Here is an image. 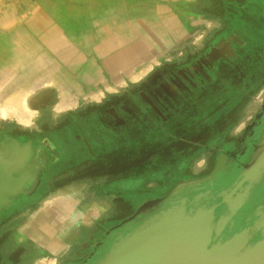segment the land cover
<instances>
[{
	"label": "crops",
	"instance_id": "obj_1",
	"mask_svg": "<svg viewBox=\"0 0 264 264\" xmlns=\"http://www.w3.org/2000/svg\"><path fill=\"white\" fill-rule=\"evenodd\" d=\"M201 1L38 0L25 22L0 31V130L45 126L141 84L202 48L235 10L247 24L258 18L264 25L257 4L264 0H206L198 11ZM32 157L29 145L11 153L9 172L20 185L0 182V192H9V199L0 194V264H95L97 241L112 224L102 220L111 198L105 203L85 183L65 182L35 206L10 210L25 195Z\"/></svg>",
	"mask_w": 264,
	"mask_h": 264
},
{
	"label": "flooded vegetation",
	"instance_id": "obj_2",
	"mask_svg": "<svg viewBox=\"0 0 264 264\" xmlns=\"http://www.w3.org/2000/svg\"><path fill=\"white\" fill-rule=\"evenodd\" d=\"M257 4L264 11V2ZM238 11H234L223 30L216 32L202 48L160 66L137 86L123 89L102 102L78 107L45 126L28 131L1 129L0 182L7 179L12 189L19 186V179L9 172L10 155L21 152L26 145L33 154V167L25 175V195L16 199L10 210L22 204L33 207L59 185L83 183L84 177L97 173L113 175L115 179L93 183L92 187L98 192L116 193L122 181L129 182V179L116 181L118 150L126 152L128 158L119 160L118 164L127 163L131 177L133 153L148 140L163 136L169 126L180 127L187 118L196 121L216 117L218 112L205 115L210 108L207 104L221 101L228 93L232 97L247 98L257 87H264V25L257 24L258 18H252L247 24L238 16ZM222 40H228L229 47L216 60L210 58L212 49ZM263 132L264 95L261 107L240 132L229 138L216 137L215 146L206 147L203 168L178 173L176 178H166L164 185L144 190L142 215L125 227L122 225L119 231L129 235L152 216L171 208H185L188 213L214 212L210 248L242 235L264 216V181L237 212H232L219 194L235 190L234 182L241 175L243 165L249 162L252 148ZM152 181L158 182V179ZM125 202L124 198L120 201L123 206ZM116 233L105 235L106 246L98 247L101 255L111 249L117 240ZM249 235L246 248L261 240V233L256 230Z\"/></svg>",
	"mask_w": 264,
	"mask_h": 264
},
{
	"label": "rangeland",
	"instance_id": "obj_3",
	"mask_svg": "<svg viewBox=\"0 0 264 264\" xmlns=\"http://www.w3.org/2000/svg\"><path fill=\"white\" fill-rule=\"evenodd\" d=\"M37 1L0 0V31L10 29L16 24L25 22ZM206 4L207 1L202 0L197 7L198 11H204ZM128 88H131V86L118 87L115 91H112L114 92L112 95L118 94L119 91ZM263 90L264 87H257L249 97L242 98L237 106L225 109L223 106L231 104L232 98H236L234 97L235 95L232 97V94L228 93L226 98L221 100L222 103L218 102V100L212 103L209 109L207 108V113L204 112L205 115H209L212 111L213 113L218 112L216 117L208 118L209 116H207L196 121L187 118V121L183 120V123L178 128L175 125L169 126L163 136L160 135L154 140H148L141 149L139 148L134 151L133 175L131 177L127 173L128 164L124 161L118 164L119 160L128 158L125 155L126 152L118 150V160H116L117 164L115 167V172L118 174L116 181L129 179V182L122 181L116 193L98 192L96 188L92 187L93 183L111 182L115 179L113 175L109 176L107 173H105L107 175L97 173L95 176L84 177L83 183L87 185V188L95 196L105 199L103 200L105 203H107L108 197L111 198L110 210L105 213V217L102 220L108 218L112 224L107 229L108 231L104 232L105 234L102 236V239L97 241L96 247L100 246L104 248L106 246L105 235L109 232H117L115 234L117 240L114 244L119 242V235L127 236L125 232L119 230H121L122 225L125 227V224L134 222L142 215L144 209L142 202L145 199L144 190L151 189L157 185H164L166 178H176L178 173L184 171H189L190 173L203 168L207 158L205 154L206 147H214L213 143L216 137L223 135V137L229 138L240 132L261 107L264 95ZM90 99H87L85 103L88 104ZM94 99L97 98L94 97ZM222 131L224 132L223 134ZM130 178L136 181L131 182ZM154 178H157L158 182H153L152 179ZM123 198L126 200L124 206L120 203ZM131 199H135V202H131ZM108 219L106 220L107 222H109ZM107 253L104 252L103 255Z\"/></svg>",
	"mask_w": 264,
	"mask_h": 264
},
{
	"label": "water",
	"instance_id": "obj_4",
	"mask_svg": "<svg viewBox=\"0 0 264 264\" xmlns=\"http://www.w3.org/2000/svg\"><path fill=\"white\" fill-rule=\"evenodd\" d=\"M227 47L228 40H222L209 57L216 60ZM263 181L264 132L234 182L235 190L230 194L227 191L220 193L219 197L232 212H237L252 199ZM0 194L9 199L6 187ZM213 220L212 211L188 213L185 208H171L148 218L132 234L119 235V242L113 244L96 264H264V216L242 235L210 248ZM255 230L261 233V240L246 248L249 234ZM243 249L245 252H241Z\"/></svg>",
	"mask_w": 264,
	"mask_h": 264
},
{
	"label": "trees",
	"instance_id": "obj_5",
	"mask_svg": "<svg viewBox=\"0 0 264 264\" xmlns=\"http://www.w3.org/2000/svg\"><path fill=\"white\" fill-rule=\"evenodd\" d=\"M204 1H206V0H204ZM234 97H236V98H232V102H230L231 104H226L225 106H223L225 109H228V107H231V106H237L240 102H241V100H242V97L240 96V95H235ZM216 102V101H215ZM214 102V103H215ZM218 102H221V101H218ZM217 102V103H218ZM222 103V102H221ZM221 103H219L220 104V106H222L221 105ZM208 106H211V105H208L207 104V107ZM216 106V105H215Z\"/></svg>",
	"mask_w": 264,
	"mask_h": 264
},
{
	"label": "bare ground",
	"instance_id": "obj_6",
	"mask_svg": "<svg viewBox=\"0 0 264 264\" xmlns=\"http://www.w3.org/2000/svg\"><path fill=\"white\" fill-rule=\"evenodd\" d=\"M5 108V107H4ZM4 108H2V110L4 109ZM6 109V108H5ZM6 111H9L8 109L7 110H5V112H4V116H9L8 114V112H6ZM11 113V112H10ZM23 121V120H22Z\"/></svg>",
	"mask_w": 264,
	"mask_h": 264
}]
</instances>
